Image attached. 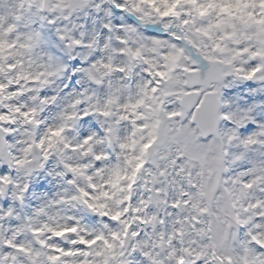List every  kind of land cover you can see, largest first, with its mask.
<instances>
[{
  "label": "snow or ice",
  "instance_id": "snow-or-ice-1",
  "mask_svg": "<svg viewBox=\"0 0 264 264\" xmlns=\"http://www.w3.org/2000/svg\"><path fill=\"white\" fill-rule=\"evenodd\" d=\"M0 264H264V0H0Z\"/></svg>",
  "mask_w": 264,
  "mask_h": 264
}]
</instances>
